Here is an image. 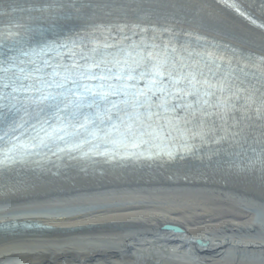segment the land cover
Here are the masks:
<instances>
[{
  "label": "bare ground",
  "instance_id": "bare-ground-1",
  "mask_svg": "<svg viewBox=\"0 0 264 264\" xmlns=\"http://www.w3.org/2000/svg\"><path fill=\"white\" fill-rule=\"evenodd\" d=\"M224 1L144 0L138 10L116 11L92 7L101 0H0V9L8 3L25 16L51 15L52 22L63 16L80 25L156 20L258 61L264 0ZM107 2L135 7L134 0ZM31 4L55 9L30 12ZM218 152L140 162L90 159L79 151L77 161L70 154L1 171L0 225L42 227L0 232V264H264V167ZM195 188L213 206L177 195ZM170 223L183 231L161 229Z\"/></svg>",
  "mask_w": 264,
  "mask_h": 264
},
{
  "label": "snow or ice",
  "instance_id": "snow-or-ice-1",
  "mask_svg": "<svg viewBox=\"0 0 264 264\" xmlns=\"http://www.w3.org/2000/svg\"><path fill=\"white\" fill-rule=\"evenodd\" d=\"M143 2L114 7L101 0L92 7L135 11ZM190 36L166 27L149 36L148 43L125 35L129 43L117 47L119 41L109 44L85 35L74 42L79 51L70 53V63L42 60L37 66L29 60L26 71L9 55L14 49L7 46L5 34L0 40V123L10 129L16 145L4 152L0 164L15 161L16 132L28 126L35 132L33 149L57 140L79 148L81 142L90 143L87 135L107 136L111 129L122 131L137 147V140L148 143L160 138L158 133L185 148L190 143L216 145L229 156H239L235 149L247 144L255 154L249 164L264 167V56L250 60ZM21 109L29 119L35 117L38 130L23 117V122L8 123L7 113L19 115ZM9 135L4 131L0 141L7 143ZM252 145H259V152Z\"/></svg>",
  "mask_w": 264,
  "mask_h": 264
},
{
  "label": "water",
  "instance_id": "water-1",
  "mask_svg": "<svg viewBox=\"0 0 264 264\" xmlns=\"http://www.w3.org/2000/svg\"><path fill=\"white\" fill-rule=\"evenodd\" d=\"M13 115H15L14 112L10 113L9 116L11 117ZM2 125L5 126L4 123H2ZM3 129L4 128L0 126V131L3 130ZM16 226L17 227H20L23 230H26V229L27 230H37V228H40L41 227L40 225H29V224H23V223L22 224H16V223L10 224V223H6V224H3V225H0V232H4V230H8L9 228H15ZM162 228L165 229V230H170L171 229V230L176 231V232H181L182 231L178 226L172 225V224H170V225H164ZM199 243H200V245H203V242L202 241H200Z\"/></svg>",
  "mask_w": 264,
  "mask_h": 264
},
{
  "label": "rangeland",
  "instance_id": "rangeland-1",
  "mask_svg": "<svg viewBox=\"0 0 264 264\" xmlns=\"http://www.w3.org/2000/svg\"><path fill=\"white\" fill-rule=\"evenodd\" d=\"M164 16V15H163ZM179 197H183L185 199L191 200V199H195V200H201V202H205L206 204H208L209 206H213V203L211 202L209 196H207L206 194H204L202 191L200 192L198 189H190V190H184V191H180L177 192ZM207 242V241H205Z\"/></svg>",
  "mask_w": 264,
  "mask_h": 264
}]
</instances>
